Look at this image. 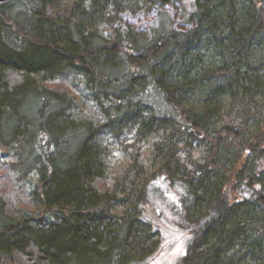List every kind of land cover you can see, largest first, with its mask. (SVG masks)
Here are the masks:
<instances>
[{
  "label": "trees",
  "instance_id": "1",
  "mask_svg": "<svg viewBox=\"0 0 264 264\" xmlns=\"http://www.w3.org/2000/svg\"><path fill=\"white\" fill-rule=\"evenodd\" d=\"M9 1L0 264H156L160 182L180 200L186 230L171 231L189 236L179 264H264V0ZM132 134L112 172L104 139Z\"/></svg>",
  "mask_w": 264,
  "mask_h": 264
},
{
  "label": "rangeland",
  "instance_id": "2",
  "mask_svg": "<svg viewBox=\"0 0 264 264\" xmlns=\"http://www.w3.org/2000/svg\"><path fill=\"white\" fill-rule=\"evenodd\" d=\"M9 2L10 3L8 4V8L14 7V9L16 10L21 6L20 0H10ZM53 5L55 6L56 4ZM26 14L23 12L20 18L24 19L26 17ZM125 17L126 21L130 25L136 27V24L138 23L136 20V16L128 15ZM148 18L149 19H147L146 21H143L145 25L151 24V18ZM219 105L221 106V110L225 112L228 107L227 101L225 99H222ZM135 136V134L130 135L125 143H121L119 142V140L113 139V137L104 139L101 152L104 154V161L107 163V165L110 166L109 168L112 172H117L120 168L127 166L132 161V155L137 152V143H134V139L136 138ZM153 136L154 133L148 130L145 139L146 151L143 164L145 165L146 172L149 175L154 172L162 162L161 157L153 158L151 155L150 141ZM204 149L205 148L203 147L201 150ZM29 179H31V183L28 181ZM29 179L25 180L24 183H28L27 185H25H29V187L32 188V182L35 180V177L31 176ZM149 197L154 207V212L158 213V218L161 219L160 227L162 228V241L164 243H167V248L157 258L156 264H179V260L186 252L189 242V236L185 235L180 237L179 233H174V231H171L173 228H177L182 232H185L186 230L184 227L179 229V223L181 221V215L179 214V197L166 182H160L158 185H151Z\"/></svg>",
  "mask_w": 264,
  "mask_h": 264
},
{
  "label": "water",
  "instance_id": "3",
  "mask_svg": "<svg viewBox=\"0 0 264 264\" xmlns=\"http://www.w3.org/2000/svg\"><path fill=\"white\" fill-rule=\"evenodd\" d=\"M6 1H8V0H0V3H5Z\"/></svg>",
  "mask_w": 264,
  "mask_h": 264
}]
</instances>
